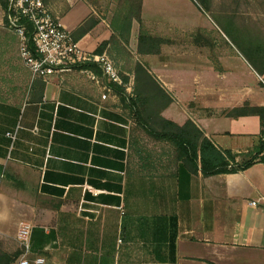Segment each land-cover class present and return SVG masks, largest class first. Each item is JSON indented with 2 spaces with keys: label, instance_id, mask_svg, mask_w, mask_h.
<instances>
[{
  "label": "crops",
  "instance_id": "1",
  "mask_svg": "<svg viewBox=\"0 0 264 264\" xmlns=\"http://www.w3.org/2000/svg\"><path fill=\"white\" fill-rule=\"evenodd\" d=\"M47 3L86 52H110L97 51L114 30L91 3ZM91 16L96 24L78 34ZM206 17L204 43L165 45L154 61L172 98L161 114L191 119L241 163L256 153L261 119L227 113L264 106V0ZM2 52L6 84L24 77L26 92L0 99L1 255L21 252L26 220L31 257L49 264H264V162L194 173L163 142L148 150L147 132L103 71L75 66L43 78L22 62L20 76L17 49L0 44ZM125 74L131 94L135 71Z\"/></svg>",
  "mask_w": 264,
  "mask_h": 264
},
{
  "label": "trees",
  "instance_id": "2",
  "mask_svg": "<svg viewBox=\"0 0 264 264\" xmlns=\"http://www.w3.org/2000/svg\"><path fill=\"white\" fill-rule=\"evenodd\" d=\"M128 3L129 8L125 14L123 13V17L120 20L114 19V22H112L114 35L109 41H104L98 47V52H103L108 44H115L120 41L128 43L131 36L133 20L136 19L140 23L142 22V0H128ZM0 4L5 11V23L8 24L10 0H0ZM96 22V18L91 16L76 32L78 34L86 33ZM73 35L77 39V35L75 33ZM163 41L164 39L153 36L141 28L138 36V53H159ZM140 63L136 65L135 69L137 82L136 96L127 94L124 79L123 84L113 83L114 87L119 90L122 100L129 101L131 109L139 117V122L145 131L154 138L173 143L178 158L192 172L201 171L204 175L234 173L244 170L256 162H264V106H250L246 104L242 107L233 108L227 113L229 116L234 117L259 115L261 119V138L255 155L249 160L241 163L237 162L236 155L230 149L218 147L191 119H188L183 125H180L162 116L161 113L170 105L172 98L161 87L147 66ZM77 66L80 68L93 67L101 70L94 62L80 63ZM20 254L21 252L13 256L0 254V264H10Z\"/></svg>",
  "mask_w": 264,
  "mask_h": 264
},
{
  "label": "rangeland",
  "instance_id": "3",
  "mask_svg": "<svg viewBox=\"0 0 264 264\" xmlns=\"http://www.w3.org/2000/svg\"><path fill=\"white\" fill-rule=\"evenodd\" d=\"M87 1L92 4L101 17L109 20L111 27L114 19L120 20L123 17V13L125 14L129 8L128 0ZM252 2L253 0H142V22L140 23V21L134 19L129 42L125 43L124 41H120L115 44H110V52H108L107 55L114 61L116 67L119 68L122 79L127 76L125 74L127 68H132L135 71L136 65L140 62L146 65L149 71L154 74L153 67L155 59L164 56L162 47L165 45L185 47L187 45L204 43L202 41V31L204 28H207V20L209 21V19H206L207 15L214 18V15L219 12H235L242 7L250 5ZM44 3L48 10L56 16L49 6V3H47V0H44ZM4 16L5 11L0 4V44H5L13 49H17L16 60H18V63L16 67L19 69L17 70V68H15L14 71H18L21 76L23 68L19 66L24 63L20 51L21 40L16 31L11 28L9 24L5 23ZM141 28L153 36L164 39L160 46L161 51L159 53H138V36ZM207 38L209 39V37ZM2 55L4 56L3 52L0 53V99H8L16 95L20 99L26 92V86L22 83V81H25V78L23 77L21 80L19 77L17 84H6L8 77H6L5 74L8 73V70L3 69L1 60ZM243 80L253 81L254 79L248 78ZM136 87L137 82L135 83L134 89H131V94L133 93V96H136ZM135 118L139 121V117L135 115ZM155 125L158 126L157 123H155ZM146 140L148 143V150H150L153 145L151 150L152 153H154V143L157 141V143H164L162 149L165 154L170 155L173 153L177 155L175 145L169 141L156 139L148 133H146ZM156 146H158V144Z\"/></svg>",
  "mask_w": 264,
  "mask_h": 264
},
{
  "label": "built area",
  "instance_id": "4",
  "mask_svg": "<svg viewBox=\"0 0 264 264\" xmlns=\"http://www.w3.org/2000/svg\"><path fill=\"white\" fill-rule=\"evenodd\" d=\"M8 24L21 40V57L34 77L46 78L73 69L85 62H94L114 83L123 84L119 69L107 53H88L60 19L46 7L44 0H10ZM17 131H9L13 147ZM258 202L253 201L256 205ZM32 224L19 222L17 239L21 254L10 264H49L42 255L31 257Z\"/></svg>",
  "mask_w": 264,
  "mask_h": 264
}]
</instances>
